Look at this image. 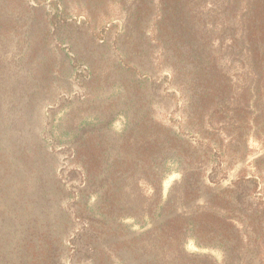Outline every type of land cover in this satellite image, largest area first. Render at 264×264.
Returning a JSON list of instances; mask_svg holds the SVG:
<instances>
[{"label": "rangeland", "instance_id": "rangeland-1", "mask_svg": "<svg viewBox=\"0 0 264 264\" xmlns=\"http://www.w3.org/2000/svg\"><path fill=\"white\" fill-rule=\"evenodd\" d=\"M244 55L179 49L161 0H0V264H264Z\"/></svg>", "mask_w": 264, "mask_h": 264}, {"label": "trees", "instance_id": "trees-1", "mask_svg": "<svg viewBox=\"0 0 264 264\" xmlns=\"http://www.w3.org/2000/svg\"><path fill=\"white\" fill-rule=\"evenodd\" d=\"M205 18L209 23L200 25ZM51 20L54 24L66 21L60 15ZM212 32L219 34L211 37ZM162 35L174 39L179 49H242L249 73L257 86L264 87V0H161ZM184 61L181 67L171 68V73L175 82L185 76L190 86L194 75ZM199 144L217 153L209 144Z\"/></svg>", "mask_w": 264, "mask_h": 264}]
</instances>
